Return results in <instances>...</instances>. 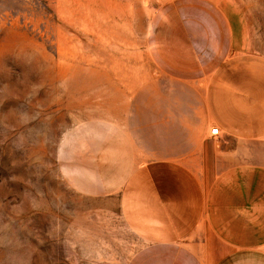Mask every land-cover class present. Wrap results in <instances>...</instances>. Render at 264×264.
Wrapping results in <instances>:
<instances>
[{
    "label": "rangeland",
    "instance_id": "1",
    "mask_svg": "<svg viewBox=\"0 0 264 264\" xmlns=\"http://www.w3.org/2000/svg\"><path fill=\"white\" fill-rule=\"evenodd\" d=\"M156 3L0 0V264H127L140 242L120 192L86 193L73 176L88 184L97 150L125 132L156 150L169 100L199 99L202 83L248 66L226 59L191 86L165 78L152 56ZM254 14L249 45L264 55V10Z\"/></svg>",
    "mask_w": 264,
    "mask_h": 264
},
{
    "label": "crops",
    "instance_id": "2",
    "mask_svg": "<svg viewBox=\"0 0 264 264\" xmlns=\"http://www.w3.org/2000/svg\"><path fill=\"white\" fill-rule=\"evenodd\" d=\"M156 1L152 56L165 78L191 86L226 59L248 66L207 77L199 99L169 100L156 113V150H139L125 132L97 150L89 183L74 175L72 185L120 192L140 242L127 264H264V55L249 45L264 1Z\"/></svg>",
    "mask_w": 264,
    "mask_h": 264
},
{
    "label": "built area",
    "instance_id": "3",
    "mask_svg": "<svg viewBox=\"0 0 264 264\" xmlns=\"http://www.w3.org/2000/svg\"><path fill=\"white\" fill-rule=\"evenodd\" d=\"M210 134L212 135H217L218 134V128L217 127H212L210 129Z\"/></svg>",
    "mask_w": 264,
    "mask_h": 264
}]
</instances>
